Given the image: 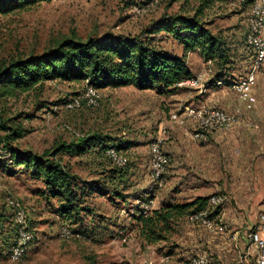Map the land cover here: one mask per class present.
I'll list each match as a JSON object with an SVG mask.
<instances>
[{"label": "rangeland", "instance_id": "1", "mask_svg": "<svg viewBox=\"0 0 264 264\" xmlns=\"http://www.w3.org/2000/svg\"><path fill=\"white\" fill-rule=\"evenodd\" d=\"M138 9L140 13L135 12ZM247 12L248 7L233 0H39L0 13L1 65L40 55L65 38L86 41L110 34L148 41L182 58L191 73L166 95L124 87L98 89L95 106L87 105V82L58 79L0 99V117L23 131L8 145L4 136L9 132L0 130V264H161L165 255L186 260L199 254L207 255L212 264H237L228 238L234 232L240 237L243 228L252 227L264 213V80L258 77L251 89L249 109L233 89L252 62L245 44ZM196 14L224 43L227 60H205L198 51L184 52L171 35L155 32L156 24L171 15ZM196 79L200 82L191 85ZM217 82L223 85L216 86ZM72 101L78 106L70 109L66 105ZM186 107L217 108L229 114L239 109V115L227 131L195 140ZM172 115L183 123L174 122ZM93 134L126 157L125 183L118 186L121 197L115 196L110 183H103L115 168L105 152L80 151L81 141ZM153 142L170 158L162 186L150 180ZM62 145L70 149L47 158L87 182L88 189L100 183L96 185L101 192H87L83 203L92 213H81L77 219L58 212L59 200L46 193L39 175L11 162L13 152L41 156ZM212 195L225 197L215 232L185 216L171 222L161 240L151 243L140 236L141 204L149 203L150 211L143 216L147 217L158 206ZM9 200L23 210L34 234L17 261L9 254L18 229ZM62 228L80 238L61 237ZM202 240L210 245H201Z\"/></svg>", "mask_w": 264, "mask_h": 264}, {"label": "trees", "instance_id": "2", "mask_svg": "<svg viewBox=\"0 0 264 264\" xmlns=\"http://www.w3.org/2000/svg\"><path fill=\"white\" fill-rule=\"evenodd\" d=\"M37 1L0 0V13L6 14ZM197 16L171 15L156 24L155 32L171 35L183 46L184 52L198 51L205 60H227L224 43L212 35ZM190 77L191 73L182 58L159 50L139 37L124 38L107 34L86 41L73 37L62 39L40 55L0 64V99L28 92L45 81L55 79L87 82L97 90L132 86L139 91L156 90L158 95H166ZM0 130L9 132L4 136V142L8 145L23 136L20 127L9 126L8 121L1 117ZM81 142V152L94 148L105 152L110 148L106 139L97 134ZM69 149L62 145L41 156L13 152L11 162L39 175L44 181L46 193L59 200L58 212L77 219L81 213H92L91 208L83 206L87 192L99 193L101 189L97 187L100 185L98 182L88 189L87 182L72 175L59 161L47 158ZM125 172L123 168H112L107 173V181L103 182L110 183L117 197L122 196L118 186L125 183ZM208 199L196 198L190 203L159 208L147 217L139 215L140 236L151 243L163 239V235L171 230V222L202 210Z\"/></svg>", "mask_w": 264, "mask_h": 264}, {"label": "built area", "instance_id": "3", "mask_svg": "<svg viewBox=\"0 0 264 264\" xmlns=\"http://www.w3.org/2000/svg\"><path fill=\"white\" fill-rule=\"evenodd\" d=\"M237 5H241L242 0H233ZM252 9V23L256 31V40L258 29H264V0H255V4L250 6ZM142 9L135 12L140 13ZM261 77L264 80V60H258V63H249L248 69L241 81L233 85L238 100L246 104V108H250L249 102L252 101L250 96L251 89L257 82V78ZM200 79H196L191 85H197ZM183 84V83H181ZM178 84V85H181ZM223 85L222 82H217L216 86ZM85 97L87 105L95 106L99 98L97 89L88 86L86 88ZM72 109L78 106L77 101H72L66 105ZM184 114L193 123V136L195 140H204L209 135L227 131L232 127L235 118L239 115V109L234 113H227L223 109L204 107L191 108L186 107ZM171 119L177 123H183L178 115H172ZM106 157L117 168H123L126 165V157L113 148H108L105 151ZM150 180L153 184L162 186L163 175L166 168L170 164V158L161 150L158 142H153L150 145ZM225 202V197L222 195H212L209 197L205 207L195 213L186 216V220L194 225L202 227L210 233L215 232L220 214H216V210L222 207ZM10 207L13 208L14 221L18 225L14 243L10 249V259L17 261L21 259L27 252L29 245L34 240V234L28 229L27 222L24 217V212L18 207L17 203L12 200L8 201ZM141 214L146 216L150 211L149 203L141 204ZM61 237L64 238H80V234L70 231L67 228H62ZM245 239L248 247L252 249V253H242L238 256L237 264H264V213L258 215L255 224L249 227L245 233ZM161 264H212L210 259L205 254H199L186 260H171L168 256L161 259Z\"/></svg>", "mask_w": 264, "mask_h": 264}, {"label": "bare ground", "instance_id": "4", "mask_svg": "<svg viewBox=\"0 0 264 264\" xmlns=\"http://www.w3.org/2000/svg\"><path fill=\"white\" fill-rule=\"evenodd\" d=\"M255 4V0H242L240 6L248 7V12L246 14V36L245 44L252 55L251 63H258V60H264V29H258L256 40V31L254 24L252 23V9L251 5Z\"/></svg>", "mask_w": 264, "mask_h": 264}, {"label": "crops", "instance_id": "5", "mask_svg": "<svg viewBox=\"0 0 264 264\" xmlns=\"http://www.w3.org/2000/svg\"><path fill=\"white\" fill-rule=\"evenodd\" d=\"M122 89V88H121ZM123 89H131L132 91H136V92H138V93H141V94H148L149 92H152L151 90H146V91H139V90H136L134 87H132V86H129V87H124ZM158 208H160V206H158V207H156V208H154V210H158ZM153 210V211H154ZM179 219H181V218H179ZM185 220L183 219V221L182 222H184ZM244 225V224H243ZM248 228L249 227H245V228H243L244 230H243V233L240 235V237H238L239 236V233L240 232H234L229 238H228V242H229V246L231 247V249H229V250H235V252H236V254H237V256H236V258L238 259V256L240 255V254H242V253H245L246 251L248 252V253H252V249H250L248 246V243H247V241H246V239H245V233H246V231L248 230ZM243 239V240H242ZM241 240L243 241V242H241ZM200 242V244L201 245H207V247H208V245H210V242H208L207 240H205V241H199ZM229 252V251H228ZM165 256H168L171 260H174L175 258L174 257H172V256H169V255H165ZM162 257H164V256H162ZM162 257H161V259H162Z\"/></svg>", "mask_w": 264, "mask_h": 264}]
</instances>
